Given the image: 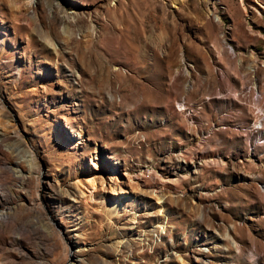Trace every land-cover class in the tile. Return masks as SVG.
<instances>
[{"label": "rangeland", "instance_id": "374dc122", "mask_svg": "<svg viewBox=\"0 0 264 264\" xmlns=\"http://www.w3.org/2000/svg\"><path fill=\"white\" fill-rule=\"evenodd\" d=\"M257 108L264 0H0V264H264Z\"/></svg>", "mask_w": 264, "mask_h": 264}, {"label": "bare ground", "instance_id": "6f19581e", "mask_svg": "<svg viewBox=\"0 0 264 264\" xmlns=\"http://www.w3.org/2000/svg\"><path fill=\"white\" fill-rule=\"evenodd\" d=\"M57 8H58L59 12L63 14V17L70 18V16H69L68 13L66 12V10H65L60 4H57ZM252 70H253V69H251V71H252ZM257 114H259L260 116H264V112H263V110L258 109V108H257ZM261 118H262V117H261ZM256 122H257V123L255 124V129L258 130V131L262 130V129H263V126H262L261 120L258 118ZM261 143H262V142H261ZM261 143L259 142V144H261ZM219 163H220V162H219Z\"/></svg>", "mask_w": 264, "mask_h": 264}]
</instances>
